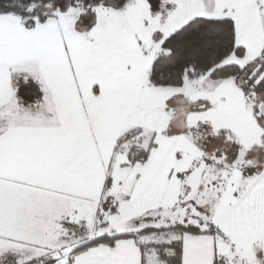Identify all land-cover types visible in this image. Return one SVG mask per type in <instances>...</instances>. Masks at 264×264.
<instances>
[{"label": "snow or ice", "instance_id": "snow-or-ice-1", "mask_svg": "<svg viewBox=\"0 0 264 264\" xmlns=\"http://www.w3.org/2000/svg\"><path fill=\"white\" fill-rule=\"evenodd\" d=\"M0 264H264V0H0Z\"/></svg>", "mask_w": 264, "mask_h": 264}]
</instances>
